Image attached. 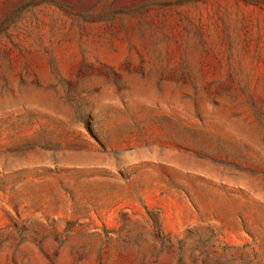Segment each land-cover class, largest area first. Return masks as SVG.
<instances>
[{"label":"rangeland","instance_id":"obj_1","mask_svg":"<svg viewBox=\"0 0 264 264\" xmlns=\"http://www.w3.org/2000/svg\"><path fill=\"white\" fill-rule=\"evenodd\" d=\"M0 264H264V0H0Z\"/></svg>","mask_w":264,"mask_h":264}]
</instances>
